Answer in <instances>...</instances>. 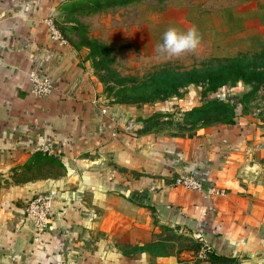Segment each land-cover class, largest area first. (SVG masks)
Returning <instances> with one entry per match:
<instances>
[{"label": "crops", "instance_id": "1", "mask_svg": "<svg viewBox=\"0 0 264 264\" xmlns=\"http://www.w3.org/2000/svg\"><path fill=\"white\" fill-rule=\"evenodd\" d=\"M74 1L0 0V264H264V127L236 107L169 134L142 119L173 101L104 102L86 49L50 36ZM48 190L38 233L23 206Z\"/></svg>", "mask_w": 264, "mask_h": 264}, {"label": "rangeland", "instance_id": "2", "mask_svg": "<svg viewBox=\"0 0 264 264\" xmlns=\"http://www.w3.org/2000/svg\"><path fill=\"white\" fill-rule=\"evenodd\" d=\"M62 38L86 49L95 87L104 102L141 108L173 101L152 110L146 124L169 134L187 135L222 123L230 105L264 127V0H77L53 21ZM169 27H196L201 41L195 52L166 58L156 50ZM244 71L234 75L233 66ZM221 66L231 79L219 87V104L188 111L206 102L198 84L177 86L171 71L204 74Z\"/></svg>", "mask_w": 264, "mask_h": 264}, {"label": "built area", "instance_id": "3", "mask_svg": "<svg viewBox=\"0 0 264 264\" xmlns=\"http://www.w3.org/2000/svg\"><path fill=\"white\" fill-rule=\"evenodd\" d=\"M48 26L50 36L53 39L60 43L66 42L54 26L53 21H48ZM27 78L29 81V92L35 98H41L51 93L54 89V85L50 80L39 77L33 71L27 73ZM174 184L185 189L199 190L201 188V183L189 175H178L174 179ZM54 195V190L39 193L29 199L23 206V215L31 222L33 230L38 233L46 230L49 222V209Z\"/></svg>", "mask_w": 264, "mask_h": 264}, {"label": "trees", "instance_id": "4", "mask_svg": "<svg viewBox=\"0 0 264 264\" xmlns=\"http://www.w3.org/2000/svg\"><path fill=\"white\" fill-rule=\"evenodd\" d=\"M223 67L218 66L215 67L207 74H204V79L200 76V72L197 69H190V70H183V71H171V77L169 79L172 82H176L177 86H184L185 84H198L205 80L206 87L201 91V98L206 99V102L203 103V105H200L199 107H194L193 109L189 110V114H193L195 111L198 113L199 109H205V106L211 105V104H219L222 102L221 97L217 94V91L220 86L226 83L227 80H230L231 77L228 74L222 73ZM234 69V75L238 78H243L244 71L243 69L236 64L233 66ZM238 107L236 103L234 105H230L229 108V114L228 116L222 120V123H232L233 122V114H234V108ZM201 109V110H202ZM203 109V110H204Z\"/></svg>", "mask_w": 264, "mask_h": 264}, {"label": "clouds", "instance_id": "5", "mask_svg": "<svg viewBox=\"0 0 264 264\" xmlns=\"http://www.w3.org/2000/svg\"><path fill=\"white\" fill-rule=\"evenodd\" d=\"M201 41L196 27L180 32L175 27H169L163 33L162 43L157 45V52L166 58L179 57L182 54L195 52Z\"/></svg>", "mask_w": 264, "mask_h": 264}]
</instances>
